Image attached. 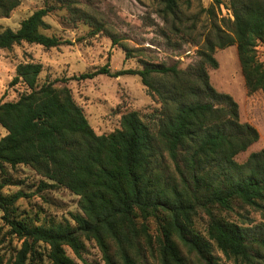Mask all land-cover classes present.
<instances>
[{"label":"trees","instance_id":"trees-1","mask_svg":"<svg viewBox=\"0 0 264 264\" xmlns=\"http://www.w3.org/2000/svg\"><path fill=\"white\" fill-rule=\"evenodd\" d=\"M228 2L232 34L214 24L201 60L189 70L145 64L113 73L104 66L76 77H140L161 102L157 120L133 111L123 115L119 129L97 135L68 88L40 85L42 64L16 67L11 85L25 91L16 101L0 103V129L6 131L2 136L0 130V170L30 166L52 182L45 186L78 195L81 212L65 223L36 225L18 214L16 203L24 194H4L1 183L3 220L22 241L13 264H27L39 243L49 247L52 264H73L66 247L80 257L84 240L95 241L111 264L113 249L122 264H149L152 258L159 264H264V149L243 163L236 160L258 142L259 133L240 121L238 103L211 85L207 71L218 68L216 48L237 45L248 90L264 92V0ZM19 5L20 0H0V18ZM162 6L165 22L182 21L181 0H163ZM49 12H34L18 30L0 26V50L23 43L63 45L46 34ZM251 212L260 215V223ZM200 213L208 218L205 234L196 229Z\"/></svg>","mask_w":264,"mask_h":264},{"label":"rangeland","instance_id":"rangeland-1","mask_svg":"<svg viewBox=\"0 0 264 264\" xmlns=\"http://www.w3.org/2000/svg\"><path fill=\"white\" fill-rule=\"evenodd\" d=\"M162 1L20 0L9 17L0 18V26L18 30L34 12L50 9L45 18L50 25L46 34L59 38L64 44L46 49L23 43L10 50H0V103L16 101L24 93L23 85H11L16 67L20 63L34 62L43 65L40 85L51 83L58 89L68 88L97 135L119 129L123 115L129 112L136 111L145 118L157 120L161 102L148 93L140 77L99 75L84 81L76 77L104 66L113 73L141 70L145 64L176 65L186 71L201 60L199 51L214 24L232 34L234 17L228 14V0H222L221 5H215L214 0H181L182 21L176 24L163 20ZM214 58L218 68L207 67L211 85L218 92L232 96L239 105L240 121L252 125L259 133L258 142L237 156L236 160L243 163L250 154L264 149V92L248 90L237 45L216 48ZM0 130L5 136L6 131ZM1 183L6 184L4 194H24L16 203L18 214L36 225L65 223L71 221L73 214L81 212L78 195L64 187L45 186L52 182L30 166H6L0 170ZM251 217L254 223L261 222L259 214L251 212ZM150 224L151 232L156 234L154 221ZM195 224L196 229L205 234L208 218L200 213ZM21 246L22 241L5 225L0 209V264H13ZM36 248L38 253L27 264H52L49 247L39 243ZM214 251L225 262L216 246ZM66 253L73 264H111L93 240H84L80 257L69 247ZM111 255L115 261L112 264H122L114 249ZM149 264L159 262L152 258Z\"/></svg>","mask_w":264,"mask_h":264},{"label":"built area","instance_id":"built-area-1","mask_svg":"<svg viewBox=\"0 0 264 264\" xmlns=\"http://www.w3.org/2000/svg\"><path fill=\"white\" fill-rule=\"evenodd\" d=\"M222 10L225 12V7L224 5H222ZM227 11H228V14L233 18V13H232V10L230 9V7H227Z\"/></svg>","mask_w":264,"mask_h":264}]
</instances>
